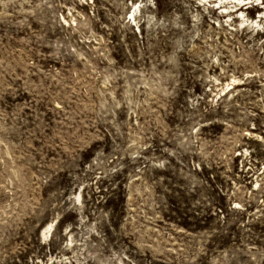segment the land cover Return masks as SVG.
<instances>
[{
  "label": "rangeland",
  "instance_id": "374dc122",
  "mask_svg": "<svg viewBox=\"0 0 264 264\" xmlns=\"http://www.w3.org/2000/svg\"><path fill=\"white\" fill-rule=\"evenodd\" d=\"M0 264H264V0H0Z\"/></svg>",
  "mask_w": 264,
  "mask_h": 264
},
{
  "label": "bare ground",
  "instance_id": "6f19581e",
  "mask_svg": "<svg viewBox=\"0 0 264 264\" xmlns=\"http://www.w3.org/2000/svg\"><path fill=\"white\" fill-rule=\"evenodd\" d=\"M49 227V226H48Z\"/></svg>",
  "mask_w": 264,
  "mask_h": 264
}]
</instances>
